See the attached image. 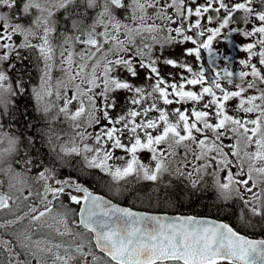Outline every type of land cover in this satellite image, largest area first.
Here are the masks:
<instances>
[{
	"label": "snow or ice",
	"instance_id": "snow-or-ice-1",
	"mask_svg": "<svg viewBox=\"0 0 264 264\" xmlns=\"http://www.w3.org/2000/svg\"><path fill=\"white\" fill-rule=\"evenodd\" d=\"M178 187L218 218L113 203ZM5 210L0 264H264V0H0Z\"/></svg>",
	"mask_w": 264,
	"mask_h": 264
},
{
	"label": "trees",
	"instance_id": "trees-1",
	"mask_svg": "<svg viewBox=\"0 0 264 264\" xmlns=\"http://www.w3.org/2000/svg\"><path fill=\"white\" fill-rule=\"evenodd\" d=\"M21 109L27 107V111L29 113V119L32 123L36 124L39 123L37 117L33 114V111L30 107L29 102L25 99L20 102ZM34 129L33 131L38 130ZM37 147H40V144H37ZM44 151V149H41ZM91 179V185L98 189L105 187V183L99 176L93 175L89 177ZM121 200L124 204H135L138 206L144 205L150 210L155 211H165V212H176V213H187V214H195L198 216H210L214 218L217 217V213L214 209V204L217 202L215 199V194L212 192L210 188H207L204 191L193 192L183 187H178L176 196L174 198V202L172 204H161L156 205L155 203L149 204L147 201L141 202L137 200L133 196H122ZM239 212V209H237ZM247 213V210H244ZM220 217L223 216V213L219 214ZM249 218L252 220L254 227H251L246 230V234L248 235H255L264 233V221H261L260 217H251L249 214ZM235 220V218H233Z\"/></svg>",
	"mask_w": 264,
	"mask_h": 264
},
{
	"label": "flooded vegetation",
	"instance_id": "flooded-vegetation-1",
	"mask_svg": "<svg viewBox=\"0 0 264 264\" xmlns=\"http://www.w3.org/2000/svg\"><path fill=\"white\" fill-rule=\"evenodd\" d=\"M218 47H219L220 49H224V48H225V45H224V44H220ZM229 50H230V54H231V56L233 57V63L230 65V67L235 68V69L238 71L240 66H239L238 63H236L235 61H236L237 58H242L244 54H243L242 52L237 53L234 49H231L230 46H229ZM33 74H35V73H33ZM26 100H27V99H26ZM27 101L29 102L30 107H31V109H32V111H33V105H32V102H31L30 100H27ZM33 114L37 117L38 122H39V123H36V125H37L39 128H42V127H43V122L40 120L39 115H38L36 112H34V111H33ZM69 172H71V169L66 170V171L64 172V174L67 175ZM72 174L75 175V173H72ZM100 176H103V174H100ZM86 179H87L88 182L91 184V181H90L91 179H89V177H86ZM105 179H110V178L105 177ZM103 182H104V180H103ZM104 183H105V182H104ZM93 188H94V187H93ZM94 189H95V191H96L97 193H99V194H101V195H105L106 197L110 198V194L108 193V190H107L106 187H102V188H98V189L94 188ZM210 189H211V188H210ZM211 190H212V189H211ZM212 192L215 194V192H214L213 190H212ZM121 197H122V196H121ZM121 197L114 198L113 201H116V202L121 203V204H123V205H127V206L132 207V208L140 209V210H150V208H147V207H145L144 205L138 206V205H135V204H133V203H132V204H130V203H128V204H124V203L122 202V200H121ZM150 211H155V210H150ZM156 212H165V211H156ZM249 236H251V237H255V238H258V239H264V233H261V234H255V235H249Z\"/></svg>",
	"mask_w": 264,
	"mask_h": 264
},
{
	"label": "water",
	"instance_id": "water-1",
	"mask_svg": "<svg viewBox=\"0 0 264 264\" xmlns=\"http://www.w3.org/2000/svg\"><path fill=\"white\" fill-rule=\"evenodd\" d=\"M119 206L121 207H126V206H123V205H120ZM129 208V207H127ZM131 209V208H130ZM132 211H135V212H139V213H145V214H152V215H166L168 217H176V216H192V215H183V214H172V213H157V212H144V211H138V210H135V209H131ZM198 219H201V218H205V219H214V218H210V217H200V216H194ZM251 239V238H250ZM255 240V239H254Z\"/></svg>",
	"mask_w": 264,
	"mask_h": 264
},
{
	"label": "rangeland",
	"instance_id": "rangeland-1",
	"mask_svg": "<svg viewBox=\"0 0 264 264\" xmlns=\"http://www.w3.org/2000/svg\"><path fill=\"white\" fill-rule=\"evenodd\" d=\"M0 218H11L8 216L7 211L5 210L4 212L0 213Z\"/></svg>",
	"mask_w": 264,
	"mask_h": 264
}]
</instances>
